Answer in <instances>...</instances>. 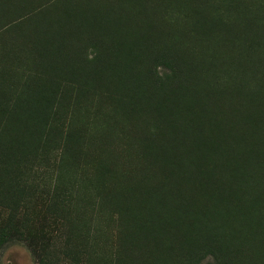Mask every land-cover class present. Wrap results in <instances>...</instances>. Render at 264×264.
I'll use <instances>...</instances> for the list:
<instances>
[{"label": "rangeland", "instance_id": "obj_1", "mask_svg": "<svg viewBox=\"0 0 264 264\" xmlns=\"http://www.w3.org/2000/svg\"><path fill=\"white\" fill-rule=\"evenodd\" d=\"M0 264H264V0H0Z\"/></svg>", "mask_w": 264, "mask_h": 264}, {"label": "trees", "instance_id": "obj_2", "mask_svg": "<svg viewBox=\"0 0 264 264\" xmlns=\"http://www.w3.org/2000/svg\"><path fill=\"white\" fill-rule=\"evenodd\" d=\"M6 236H7V232L0 231V240H3L4 238H6Z\"/></svg>", "mask_w": 264, "mask_h": 264}]
</instances>
